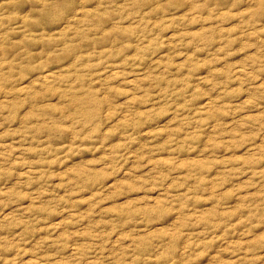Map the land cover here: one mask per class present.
Segmentation results:
<instances>
[{
    "label": "rangeland",
    "instance_id": "rangeland-1",
    "mask_svg": "<svg viewBox=\"0 0 264 264\" xmlns=\"http://www.w3.org/2000/svg\"><path fill=\"white\" fill-rule=\"evenodd\" d=\"M0 264H264V0H0Z\"/></svg>",
    "mask_w": 264,
    "mask_h": 264
}]
</instances>
